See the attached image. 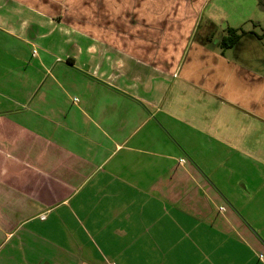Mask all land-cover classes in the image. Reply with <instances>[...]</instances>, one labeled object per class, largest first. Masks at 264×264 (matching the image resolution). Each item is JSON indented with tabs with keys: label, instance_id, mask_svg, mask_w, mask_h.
<instances>
[{
	"label": "crops",
	"instance_id": "0c3cea01",
	"mask_svg": "<svg viewBox=\"0 0 264 264\" xmlns=\"http://www.w3.org/2000/svg\"><path fill=\"white\" fill-rule=\"evenodd\" d=\"M208 7L0 0V264H264V34Z\"/></svg>",
	"mask_w": 264,
	"mask_h": 264
},
{
	"label": "rangeland",
	"instance_id": "374dc122",
	"mask_svg": "<svg viewBox=\"0 0 264 264\" xmlns=\"http://www.w3.org/2000/svg\"><path fill=\"white\" fill-rule=\"evenodd\" d=\"M207 13L215 19L216 36L226 32L227 22L264 34V8L259 0H210ZM252 23L258 27L252 28Z\"/></svg>",
	"mask_w": 264,
	"mask_h": 264
},
{
	"label": "trees",
	"instance_id": "16d2710c",
	"mask_svg": "<svg viewBox=\"0 0 264 264\" xmlns=\"http://www.w3.org/2000/svg\"><path fill=\"white\" fill-rule=\"evenodd\" d=\"M259 3L264 8V0H259ZM237 32H239V34H237ZM244 35H246L245 32L237 31V30H233V29H228L227 35L221 40V46L223 48L228 49L231 46H234L237 43V41L240 39V37H242ZM250 35H252V34H250Z\"/></svg>",
	"mask_w": 264,
	"mask_h": 264
},
{
	"label": "built area",
	"instance_id": "2783aa9c",
	"mask_svg": "<svg viewBox=\"0 0 264 264\" xmlns=\"http://www.w3.org/2000/svg\"><path fill=\"white\" fill-rule=\"evenodd\" d=\"M260 259H263L262 257H260Z\"/></svg>",
	"mask_w": 264,
	"mask_h": 264
}]
</instances>
